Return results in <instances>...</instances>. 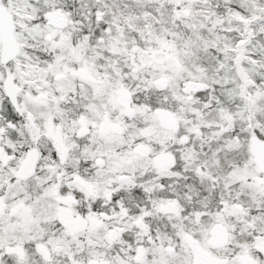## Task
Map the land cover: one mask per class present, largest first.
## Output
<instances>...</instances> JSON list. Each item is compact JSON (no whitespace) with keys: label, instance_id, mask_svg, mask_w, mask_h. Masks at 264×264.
<instances>
[{"label":"snow or ice","instance_id":"obj_1","mask_svg":"<svg viewBox=\"0 0 264 264\" xmlns=\"http://www.w3.org/2000/svg\"><path fill=\"white\" fill-rule=\"evenodd\" d=\"M0 264H264V0H0Z\"/></svg>","mask_w":264,"mask_h":264}]
</instances>
